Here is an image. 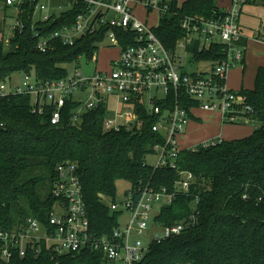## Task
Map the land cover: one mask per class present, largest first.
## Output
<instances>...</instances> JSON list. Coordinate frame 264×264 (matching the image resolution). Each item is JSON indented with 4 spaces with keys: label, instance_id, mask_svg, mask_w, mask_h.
I'll list each match as a JSON object with an SVG mask.
<instances>
[{
    "label": "trees",
    "instance_id": "trees-1",
    "mask_svg": "<svg viewBox=\"0 0 264 264\" xmlns=\"http://www.w3.org/2000/svg\"><path fill=\"white\" fill-rule=\"evenodd\" d=\"M70 2L68 11L45 24L35 25L26 14L24 28L9 36L7 19H0V85L11 83L16 73L40 81L60 80L68 75L67 65L91 62L96 57L99 44L111 30L108 27L81 37L73 46L56 41L47 53L37 49L36 30L49 36L64 26L73 27L86 10L84 3ZM166 4L169 9L161 14L154 33L169 51H175L185 35L184 18L210 20L222 15L217 0H186L182 4L171 0ZM117 35L120 55L121 48L134 44L136 35L119 31ZM225 50L226 46L218 43L201 50L198 42L187 49L192 62L210 63L211 69L226 58ZM239 93L253 108L248 118L253 116L258 122L253 133L208 148L182 150L176 170L148 164L147 158L156 155V146L164 145L166 138L153 131L160 116L149 114L142 102L134 108L139 119L133 130L109 132L104 130V107L84 113L75 122L72 110L77 105L68 102L56 126L50 112L44 116L32 112L30 96L0 95V229H17L28 217L48 223L57 203L53 196L55 171L66 162L78 167L91 228L98 236L118 227L121 213L112 212L105 201L118 200L119 181L128 182L131 189L173 190L180 173L191 172L194 183L189 195L179 194L164 205L155 221L169 226L187 220L198 197L197 224L180 236L152 243L139 264H264V67L256 72L254 88ZM176 101L185 108L199 105L182 94H171L166 104H157L162 109L172 108ZM0 264L109 263L96 251L58 255L44 247L38 256L29 250L24 258L17 254L7 261L0 241Z\"/></svg>",
    "mask_w": 264,
    "mask_h": 264
},
{
    "label": "built area",
    "instance_id": "built-area-1",
    "mask_svg": "<svg viewBox=\"0 0 264 264\" xmlns=\"http://www.w3.org/2000/svg\"><path fill=\"white\" fill-rule=\"evenodd\" d=\"M72 1L84 3L86 10L78 15L73 27L64 26L49 36L36 30L40 52L52 50L56 41L73 46L81 37L100 33L107 27L111 30L105 34L104 42L108 39L112 47L120 48L119 31L134 33V44L121 48L119 58L112 60L109 70H98L96 67L93 72L85 74L78 65H74L73 70L68 69L66 77L51 81H40L23 74L20 84L12 90L10 82L2 83L0 95L30 96L33 100L32 112L40 116L50 112L51 123L56 126L60 124L68 102L77 105L72 110L75 122L84 113L104 107V130L109 132L133 130L139 119L134 108L142 102L149 114L160 116L153 131L163 133L166 138L164 145L155 148L156 154L160 155L156 169L168 166L176 170L177 158L182 150L194 151L198 147L208 148L224 141L210 140L192 148L181 147L179 140L186 134L193 110L219 113L229 124L247 122V115L253 112V108L246 96L227 88L225 75L230 68L245 61L248 39L241 28V17L246 5L256 0H231L226 11L219 9L221 16L210 20L184 18L181 24L185 35L175 51L167 50L155 35L154 28L137 20L133 14L135 7L144 1L150 11L158 10L161 16L169 9L166 3L171 0ZM50 4V0H0V15L2 19H7V24L10 20L15 22V25L9 26L11 34L24 28L26 14L30 15L29 21L35 25L60 16L50 11ZM253 40L264 44L262 35H254ZM196 42L201 50L215 43L224 44L226 58L210 71L188 73L183 61L191 58L187 49ZM97 57L98 54L91 61L95 66ZM171 94L176 97L182 94L199 105L197 108H185L176 101L174 107L162 109L157 103L166 104ZM111 102L116 104L114 112H110ZM193 183L191 172H181L173 190L151 186L130 188L124 198L109 205L112 212L121 213L118 227L108 235L98 236L91 228L77 165L70 162L60 164L55 171L53 187L57 203L48 223L43 225L37 218L28 217L17 229H0L2 257L7 261L17 254L24 258L29 250L38 256L44 247L58 255L96 251L102 253L109 264H139L152 243L161 244L180 236L197 224L200 216L198 197L192 203L193 212L187 220L169 226L155 221L164 205L171 204L179 194L189 195ZM156 206L158 213L154 215ZM125 213L128 218L122 223L120 219ZM151 222L160 226L162 231L155 233L151 242L146 244L137 235L148 231Z\"/></svg>",
    "mask_w": 264,
    "mask_h": 264
},
{
    "label": "rangeland",
    "instance_id": "rangeland-1",
    "mask_svg": "<svg viewBox=\"0 0 264 264\" xmlns=\"http://www.w3.org/2000/svg\"><path fill=\"white\" fill-rule=\"evenodd\" d=\"M139 1V0H135ZM186 0H178L179 4H182ZM221 2L223 0H217ZM226 1V0H224ZM50 11L55 12L57 15L68 11L70 9L69 0H50ZM135 18L143 23L147 22L149 27L157 28L160 22V12L158 10L150 11L146 6L144 1L135 7L133 12ZM2 16L0 15V19ZM15 25V22L10 20L8 26ZM241 26L244 30L249 31L251 35H258L259 33L264 34V0H257L255 4L251 6H246L245 14L242 18ZM10 33L8 32V36ZM256 42H250L249 48L253 47ZM258 48L257 46H255ZM99 50L97 52L98 57L96 61V66L93 62L87 63L81 60L78 64V68L82 70L85 74L93 72L96 67L98 70H109L111 67L112 60H117L119 58V50L112 47L107 39L105 42L99 44ZM115 48V49H114ZM183 54V52H182ZM251 55L248 53L246 66L243 63H238L232 68H230L225 77L227 88L233 91H240L244 89H253L255 84V74L250 68L249 60ZM185 69L188 73L193 72V70H198L200 72L207 71L212 66L210 63H195L191 59L186 58L183 61ZM245 66V67H244ZM74 65H67L66 68L69 70L74 69ZM245 68V69H244ZM23 78L22 73H16L12 76L10 90L14 86H18ZM116 104L111 102L110 112H114ZM199 116L203 119L204 125H197L193 123L189 127L187 136H184L179 140V145L181 147H192L198 144L204 143L211 139L217 138L222 135L225 141H231L235 139H244L253 133L254 128L258 125L257 120L251 116L246 120L247 122L241 124H222L218 120V115L214 112H201ZM215 117V119H213ZM187 149V148H186ZM160 159V155H152L147 158L148 164L155 166ZM130 189V184L126 181H119L117 183V199L121 200L124 198L125 192ZM116 200V201H118ZM115 201V202H116ZM111 200H106L105 204L110 205ZM58 213V209H56ZM154 215L158 213V206L154 210ZM128 218L125 213L120 222L124 223ZM162 231L161 227L155 225L153 222L150 224V229L146 231L143 235H137L141 238L144 243L148 244L151 242L155 233H160Z\"/></svg>",
    "mask_w": 264,
    "mask_h": 264
},
{
    "label": "crops",
    "instance_id": "crops-1",
    "mask_svg": "<svg viewBox=\"0 0 264 264\" xmlns=\"http://www.w3.org/2000/svg\"><path fill=\"white\" fill-rule=\"evenodd\" d=\"M256 3V1H252V2H250L249 4H247L246 6H251V5H253V4H255ZM230 5H231V0H226V1H221V2H218L217 1V6H218V8L219 9H221V10H223V11H226L229 7H230ZM246 8V7H245ZM245 8H244V12H243V15H242V17H241V23H242V18H243V16H244V14H245ZM241 28H242V26H241ZM242 31H243V33H244V35H245V37L248 39L247 40V44L249 45V43L250 42H256L255 44H253L254 46L253 47H251V48H249V50H248V45H247V52H246V54H245V61H244V65L246 66V64H247V56H248V53L251 55V57H250V60H249V65H250V68L253 70V73L255 74V76H256V72H257V70H258V68H260V67H264V44H262V43H259V42H257V41H255V40H253V36L254 35H251V33L249 32V31H246V30H244L243 28H242ZM259 35H262V36H264V34H261V33H259ZM255 46H257L258 48H256ZM244 66V67H245ZM245 69V68H244ZM211 70V67H210V69H208L207 71H210ZM206 70L205 71H203V72H207ZM194 72H199V73H201L200 71H196V70H193V72L192 73H194ZM243 89V88H242ZM241 89V90H242ZM236 92V91H235ZM239 92V91H238ZM201 112H207V111H203V110H201V109H195V110H193L192 111V118H191V121H190V123H189V125H188V127H187V131H186V134H185V136H187V134H188V131H189V127H190V125L191 124H193V123H196L197 125H204V121H203V119L199 116V114L201 113ZM215 113V112H214ZM215 114H217L218 115V120H220V122L222 123V124H226V122H224L223 121V118H222V116H221V114H219V113H215ZM213 119H215V117H213ZM258 126V125H257ZM256 126V127H257ZM255 127V128H256ZM254 128V129H255ZM254 131V130H253ZM211 140H224L223 138H222V135H220V136H218L217 138H214V139H211ZM210 141V140H209ZM192 147H194V146H192ZM192 147H183V148H192Z\"/></svg>",
    "mask_w": 264,
    "mask_h": 264
}]
</instances>
